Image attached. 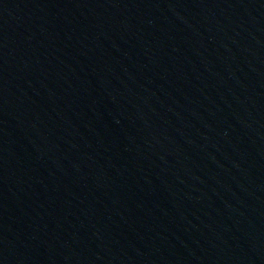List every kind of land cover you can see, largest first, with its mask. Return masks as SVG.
<instances>
[{"label": "water", "instance_id": "obj_1", "mask_svg": "<svg viewBox=\"0 0 264 264\" xmlns=\"http://www.w3.org/2000/svg\"><path fill=\"white\" fill-rule=\"evenodd\" d=\"M0 264H264V0H0Z\"/></svg>", "mask_w": 264, "mask_h": 264}]
</instances>
